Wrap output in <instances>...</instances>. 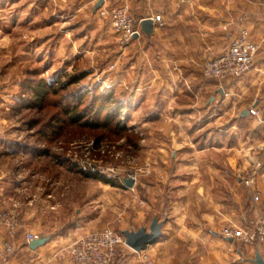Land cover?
Listing matches in <instances>:
<instances>
[{
	"label": "rangeland",
	"instance_id": "rangeland-1",
	"mask_svg": "<svg viewBox=\"0 0 264 264\" xmlns=\"http://www.w3.org/2000/svg\"><path fill=\"white\" fill-rule=\"evenodd\" d=\"M96 1L0 0V215L8 217L15 211L17 220L13 231L0 223L1 255L3 261L14 257L15 246L23 238L26 241V232L39 237L65 236L66 241L58 243L65 246L81 235L105 228L115 233L141 226L148 229L156 216L165 220L161 237L140 251L121 247L119 263L143 264V255L147 254L153 264H164L165 253L159 242L166 241L172 255L178 257L176 263L182 264L188 260L182 250L185 239L176 233L164 237L163 230L180 229V223L169 217L183 213V199L185 203L187 197L190 199L186 213L192 220H197L200 210L196 192L183 189L181 181L191 174L208 183L210 196L227 197L229 193L228 188L212 185L218 178L215 167L225 159L212 150L218 149L229 118L217 119L212 107L209 111L202 108L210 95L216 96L211 89L214 85L224 88L220 81L202 75V64L214 55L200 54L201 59L188 67L196 73L195 82L207 85L200 93L199 108L197 104L190 109L150 107L153 95L143 89L136 96L132 75L144 71L147 80L151 69L157 68L161 79L167 81L164 72L172 67L165 53L170 51L169 46L159 41L147 54L144 51L149 42L141 40L131 46L130 41L122 46L109 20L94 10ZM111 1L127 2L136 17L148 15L135 0ZM261 39H256L258 52L263 47ZM154 50L164 53L159 63H155ZM126 70L130 75L124 79ZM41 84L46 85L47 92L39 102L34 87ZM102 102L105 110L120 109L118 118L126 130L70 123L64 112L76 108L89 124L94 107ZM203 148L208 153H192ZM184 150L191 152L184 155ZM254 162L256 168L260 166V162ZM189 163L194 167L188 173L185 167ZM95 174L109 182L93 177ZM243 175L239 174L242 181L247 176ZM125 178H133V186H126ZM244 186H237L240 201L247 196ZM244 189L253 202V207L245 202L253 211L251 217L257 211L264 215L260 196L253 201L250 189ZM226 224L242 225L224 219L220 229ZM17 233L23 238L15 241ZM4 242L12 244L11 253L6 254Z\"/></svg>",
	"mask_w": 264,
	"mask_h": 264
},
{
	"label": "crops",
	"instance_id": "crops-1",
	"mask_svg": "<svg viewBox=\"0 0 264 264\" xmlns=\"http://www.w3.org/2000/svg\"><path fill=\"white\" fill-rule=\"evenodd\" d=\"M135 1L140 3L139 7L143 11H148V15L158 14L164 18L165 24L161 28L153 27V32L149 36L141 32L131 41V46L140 43L141 40L145 43L149 42L144 51V54H147L153 50L155 43L159 44L161 41L167 44L171 51L165 52L172 65L164 72L169 77L167 81L161 79L157 68L151 69L147 80L144 78V71L138 70L132 75L134 79L132 92L137 96L146 89V92L153 95L150 107L155 109L164 106L190 109L196 104L199 108L200 93L204 92L207 85L204 82L194 81L196 73L188 70L190 62L201 59L200 54H203V57L217 55L235 38L241 28H247L250 36L255 40L259 36L262 37L263 47L261 52L257 53L252 69L239 78L219 82L224 88L214 85L211 89H214L216 96L210 95V101L207 103L204 101L202 107L204 111L206 108L209 111L212 107L217 119L229 118L227 129L224 130L223 135H220L223 139L218 142V149L212 150L215 153H221L225 158L222 165L215 167L218 178L212 182V185L217 188H228L227 197L210 196L208 183H202L200 178L189 174L181 181V184L183 189L196 192L200 210L197 220H194L195 218L192 220L186 213V208L191 205L187 197L186 203L183 199V213L180 216L169 217L170 221L180 223V229L163 230L164 237H171L176 233L187 241L182 243V250L187 254L188 260L182 261V264H255L253 259L257 252L261 254L260 247L238 245L235 240L225 238L220 232V224L224 219L243 224L253 215L250 208L253 207V202L250 194L248 196L249 192L244 189L246 186L243 184V177L239 176L240 173L248 175L251 171L255 172L254 186L264 205V123L259 124L257 117L248 112L249 108L256 107L264 120V0ZM132 10L135 14L137 13L134 9ZM160 30L163 32H159ZM163 34L164 36H160ZM156 50H154L156 53L154 60H157L155 63H159L164 59V53L162 50L159 52ZM137 60L135 58V61ZM127 75L130 74L126 70L124 79ZM178 77H181L183 81H178ZM191 85L193 90L190 89ZM191 96L196 98L197 102L192 103L194 99H186ZM221 110L225 111L222 113ZM225 145L228 146L224 147ZM187 152L191 151L184 150L182 154L185 155ZM192 153L200 155L208 151L203 148ZM255 160L260 162L257 168H254ZM193 167L189 163L185 168L189 173L193 171ZM6 184V188L9 189V182ZM238 185L244 186L243 191L247 193L245 201L238 200L236 191ZM202 199L205 204H202ZM246 200L249 201L250 207L245 204ZM206 204V209L202 210ZM11 237L9 236V239ZM13 237L15 241H18V238L22 236L17 233ZM46 237L51 238L50 241L36 249H31L22 237L23 240L15 246V256L4 260L5 262L2 256L3 250L0 247V264H73L66 256H61L62 246L58 243L66 241V237L58 235L52 238L49 234ZM159 243H161L159 247L165 253L162 263L177 264L178 257L172 255L167 242Z\"/></svg>",
	"mask_w": 264,
	"mask_h": 264
},
{
	"label": "built area",
	"instance_id": "built-area-1",
	"mask_svg": "<svg viewBox=\"0 0 264 264\" xmlns=\"http://www.w3.org/2000/svg\"><path fill=\"white\" fill-rule=\"evenodd\" d=\"M97 11L102 18L109 20L111 29L122 46L132 41L135 33L141 34L140 21L142 19L151 18L155 28L164 23L159 15L153 14L135 20L127 2L112 3L111 0H102V4ZM258 50L259 44L250 36L249 30L241 28L235 38L220 53L207 59L202 64V74L205 78L220 82L239 78L252 69ZM248 112L257 117L259 124L264 123L258 108L251 107ZM258 163L257 161V165ZM254 168H256V165ZM243 182L250 189L253 201L258 200L259 194L254 186L253 172L244 177ZM14 212H9L8 217L0 215V223L4 222L8 225L10 231H13L17 226L16 212ZM220 232L225 238L237 240L245 246L257 245V247H260L264 261V215L262 213L257 211L253 217L248 218L242 225L226 224ZM38 237L37 234L32 232L25 233L27 242ZM123 246H127L123 234L105 228L81 235L71 243L62 246L61 256L68 257L73 264H120L119 262L123 256L121 247ZM4 250L6 254H9L14 249L12 244L4 242ZM139 257L141 259L140 254ZM143 259V264H153L147 254L143 255Z\"/></svg>",
	"mask_w": 264,
	"mask_h": 264
},
{
	"label": "water",
	"instance_id": "water-1",
	"mask_svg": "<svg viewBox=\"0 0 264 264\" xmlns=\"http://www.w3.org/2000/svg\"><path fill=\"white\" fill-rule=\"evenodd\" d=\"M102 4V0H97L93 6L94 10H97ZM140 29L147 36L153 32V21L151 18H144L140 21ZM139 35L135 33L133 39L137 38ZM126 186H133V178H125L123 180ZM165 220H159L154 216L150 223L148 229L144 226L139 227L136 230H123L122 234L125 238V244L135 251L142 250L146 245L156 242L162 235V226ZM49 237L40 236L38 238L31 239L28 245L31 249H36L39 246L44 245ZM255 264H264L261 254L258 252L255 254L253 259Z\"/></svg>",
	"mask_w": 264,
	"mask_h": 264
},
{
	"label": "trees",
	"instance_id": "trees-1",
	"mask_svg": "<svg viewBox=\"0 0 264 264\" xmlns=\"http://www.w3.org/2000/svg\"><path fill=\"white\" fill-rule=\"evenodd\" d=\"M135 17V20H137L139 17ZM46 85L41 84V85H37L34 87V93H35V98L39 101L42 102V100L44 99L45 95H46ZM106 109V106L104 105V102L98 104V106L94 107V112H93V116H92V122H90L88 124V122L86 120H82L85 115L84 114H79L76 112V108L72 109H65L64 112L67 115V118L69 120L70 123H81V125L83 126H90L92 128H105V129H109L110 126H116L118 129L124 131L126 130V126L125 124H122L121 120L118 118V112L120 111L117 110H110V109ZM103 111H106V113L104 114V116L101 118V113ZM114 120V122H113ZM83 121V122H81ZM93 177H96L104 182H109L108 179L106 178H102L99 175H93Z\"/></svg>",
	"mask_w": 264,
	"mask_h": 264
}]
</instances>
